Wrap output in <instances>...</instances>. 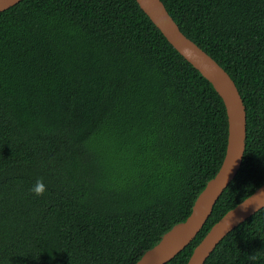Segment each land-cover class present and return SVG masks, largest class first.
Returning a JSON list of instances; mask_svg holds the SVG:
<instances>
[{"label": "trees", "instance_id": "16d2710c", "mask_svg": "<svg viewBox=\"0 0 264 264\" xmlns=\"http://www.w3.org/2000/svg\"><path fill=\"white\" fill-rule=\"evenodd\" d=\"M162 2L248 121L242 168L167 263L187 264L264 184V0ZM228 134L222 98L136 0H22L0 13V264H136L190 216ZM205 264H264V209Z\"/></svg>", "mask_w": 264, "mask_h": 264}, {"label": "water", "instance_id": "95a60500", "mask_svg": "<svg viewBox=\"0 0 264 264\" xmlns=\"http://www.w3.org/2000/svg\"><path fill=\"white\" fill-rule=\"evenodd\" d=\"M22 0H0V13ZM169 43L197 69L222 98L229 124L223 163L195 201L186 221L167 232L136 264H167L189 246L211 217L213 210L242 168L248 133L247 111L230 74L207 52L190 40L168 12L162 0H136ZM264 209V184L228 211L194 249L187 264H205L221 242L238 226Z\"/></svg>", "mask_w": 264, "mask_h": 264}, {"label": "clouds", "instance_id": "9594fccd", "mask_svg": "<svg viewBox=\"0 0 264 264\" xmlns=\"http://www.w3.org/2000/svg\"><path fill=\"white\" fill-rule=\"evenodd\" d=\"M31 191L35 194V195H43L44 192L46 191V186L44 185V183L42 181H38L35 185H33V187L31 188Z\"/></svg>", "mask_w": 264, "mask_h": 264}]
</instances>
